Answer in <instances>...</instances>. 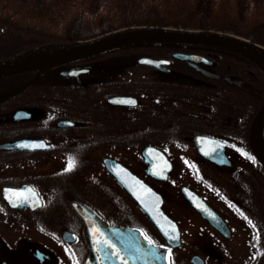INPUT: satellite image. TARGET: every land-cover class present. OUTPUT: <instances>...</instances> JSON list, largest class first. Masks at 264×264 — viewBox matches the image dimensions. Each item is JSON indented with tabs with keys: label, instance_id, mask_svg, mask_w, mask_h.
<instances>
[{
	"label": "flooded vegetation",
	"instance_id": "obj_1",
	"mask_svg": "<svg viewBox=\"0 0 264 264\" xmlns=\"http://www.w3.org/2000/svg\"><path fill=\"white\" fill-rule=\"evenodd\" d=\"M124 47V53L121 49L113 50L118 53L101 51L104 54H88L50 68L0 78V264H85L91 248L73 202L88 207L112 227L139 229L153 245L167 249V264H197L195 257L201 264H264V168L249 147L250 123L242 127L240 114L219 122L217 109L200 94L172 93L164 90L167 84L155 85L175 82L155 80L148 72H175L171 60L153 57L146 51L150 46ZM141 57L166 59L170 64L166 70H158L139 64ZM16 75L22 76L18 83H5ZM188 78L185 83L191 85L201 84L190 79L204 82ZM117 97L130 100L126 104L112 102ZM188 123L199 132L182 137ZM201 127L216 132L203 133ZM195 136L220 141L230 164H217L199 154ZM261 141L264 146V126ZM149 146L170 161L171 170L164 180L158 178L162 165L155 172L157 177L147 173L142 151ZM216 149L219 152L220 146ZM169 150L191 164L194 179L204 187L181 185L180 193L183 186L196 193L222 219L228 236L182 193L184 204L178 210L183 223L165 208L163 190L157 186L165 185L174 169L176 157H171ZM190 150L193 156L188 154ZM126 151L133 166L117 154ZM247 159L257 166L258 175L248 169ZM70 160L75 166L68 170ZM111 161L162 196V210L180 233L178 246L166 244L127 191L125 185L131 191L139 190L138 182L130 176L116 178L106 167ZM96 164L99 172H94ZM13 192L20 197L8 195ZM139 214L146 233L136 225ZM234 222L242 223L247 235L235 236ZM64 233L72 234L73 239L65 240ZM236 244H242L238 253Z\"/></svg>",
	"mask_w": 264,
	"mask_h": 264
},
{
	"label": "trees",
	"instance_id": "obj_2",
	"mask_svg": "<svg viewBox=\"0 0 264 264\" xmlns=\"http://www.w3.org/2000/svg\"><path fill=\"white\" fill-rule=\"evenodd\" d=\"M134 26L218 31L264 46V0H0V58L48 42L85 41ZM141 45L150 46L146 51L153 57L171 60L177 74L211 84L155 82V85L167 84L164 90L172 93L200 94L210 107L217 109L219 122L240 114L241 125L247 128L263 101L258 90L264 89V72L254 61L220 47ZM117 49L126 52L123 45L106 53H118L113 51ZM174 52L207 57L212 62L208 68L221 78L206 79L183 61L172 58ZM193 126L188 123L181 131L182 137L190 138L198 133ZM201 130L210 134L216 132L202 127ZM136 225L146 233L141 224Z\"/></svg>",
	"mask_w": 264,
	"mask_h": 264
},
{
	"label": "water",
	"instance_id": "obj_3",
	"mask_svg": "<svg viewBox=\"0 0 264 264\" xmlns=\"http://www.w3.org/2000/svg\"><path fill=\"white\" fill-rule=\"evenodd\" d=\"M131 43H162L177 47L206 45L230 49L248 56L264 70V67L253 58L255 56L264 62V47L247 39L214 31L134 26L119 29L87 41L70 43L48 42L18 52L0 59V78L21 72L50 68L66 60ZM30 55L32 57L28 58ZM173 57L180 61H186L207 78L217 80L221 78L198 65L199 63L211 64L205 57L183 53H176ZM138 63L152 66L158 70H166V66L170 64L168 60H157L148 57L139 58ZM259 93L264 97V89L259 90ZM128 100H130V97H117L112 99V102L126 104ZM263 118L264 101L253 116L248 132V143L251 153L264 168V150L258 142V130ZM193 141L197 152L205 158L215 161L217 164H230L223 154V144L217 139L207 136H195ZM13 146L15 145H10V147ZM219 146L220 151L217 152L216 147L219 148ZM142 154L147 163V173L157 177L158 175L155 172L162 165L163 170L158 178L166 179L167 174L171 170L170 161L166 156L152 146L144 148ZM106 167L116 178L130 176L135 180L134 182H138L139 190L131 191V187L125 185L127 191L135 198L142 211L165 239L166 244L170 247L178 246L180 233L176 223L162 210V196L146 186L141 179L135 177L121 164L111 161L106 163ZM120 181L123 182L121 179ZM181 193L190 205L198 210L209 223L224 232L226 236L229 235L225 232L226 227L222 219L196 193L186 186L181 188ZM73 206L76 213L84 221L85 236L91 248V255L85 260V264H167V249L150 243L139 229L112 227L83 204L73 202ZM172 228L175 229L174 232L171 231ZM63 236L65 240L73 239L72 234L64 233ZM170 237L173 238L170 239ZM193 260H197V264H201L199 258L195 257Z\"/></svg>",
	"mask_w": 264,
	"mask_h": 264
},
{
	"label": "rangeland",
	"instance_id": "obj_4",
	"mask_svg": "<svg viewBox=\"0 0 264 264\" xmlns=\"http://www.w3.org/2000/svg\"><path fill=\"white\" fill-rule=\"evenodd\" d=\"M150 72L152 75L151 76L153 79L155 80H162L163 78L167 81H175V82H189V78L187 76H182L180 74H177L175 72H170V73H159V72H155V71H148ZM154 74V75H153ZM191 77V76H190ZM22 79V76L16 75L12 78L9 79H5V83L7 85L12 86L15 83H18V81ZM194 81L196 83H199L203 86H210L209 83H205V82H200L194 79H190V81ZM113 151L108 150V153H112ZM233 152V151H232ZM129 152L126 151L124 153H117L121 159H123L124 161H127L128 163H130V158H129ZM170 156L175 158L176 157V162H174V169L169 177V181L165 184V185H160L157 186L159 191L163 190V197L165 200V208L168 210V212L174 216V218H176V220H178L179 222H182V212L179 215V211L178 210L180 208V206L182 204H184V201L182 199L181 193L179 191V187L181 185H186L190 188L193 189H200V188H204L202 185H200L199 183H197V181L194 179L195 176H193L192 174V170L190 168L191 164H188L186 162H184V160H179L176 156V153H174V151L169 150ZM114 154H116V152H114ZM188 154L193 156V154H191V150L188 151ZM232 158L235 159V162H238L237 160V156L235 155V153H231ZM248 164H250L248 166V169H250L251 172L256 173V175H258L257 173L259 172V169L257 168L256 165H254V163L250 160L247 159ZM123 162V161H122ZM131 164V163H130ZM134 164V163H133ZM133 164H131L133 166ZM193 167L194 165L196 166V162L192 163ZM100 165L96 164L94 167V172H99L100 171ZM201 171H198V173ZM139 221L138 224L142 223V216L141 214H139ZM190 219L195 220L194 217H191ZM197 220V219H196ZM197 224L200 225V223L198 222ZM184 225V224H183ZM232 225H234V235L235 236H243L247 235V231L245 230V227H243L244 225L241 223L237 224V223H232ZM241 245L242 244H236L235 246L237 248H235V253H238L241 249ZM209 262V261H208ZM61 264H63L61 262Z\"/></svg>",
	"mask_w": 264,
	"mask_h": 264
},
{
	"label": "snow or ice",
	"instance_id": "obj_5",
	"mask_svg": "<svg viewBox=\"0 0 264 264\" xmlns=\"http://www.w3.org/2000/svg\"><path fill=\"white\" fill-rule=\"evenodd\" d=\"M75 166V162L74 161H72V160H70V162H69V165H68V170H71L73 167ZM30 194H32L33 195V197H34V193L32 192V190L31 189H28L27 190ZM8 195H10V196H16L17 198H19L20 197V194L19 193H8ZM33 202H35V203H37V205H38V201H33ZM13 206H16V204L13 202ZM249 223L251 224V221H249ZM171 231H175V229L174 228H172L171 229ZM171 238H173V237H170V239ZM151 243V242H150ZM74 264H75V262H74Z\"/></svg>",
	"mask_w": 264,
	"mask_h": 264
},
{
	"label": "bare ground",
	"instance_id": "obj_6",
	"mask_svg": "<svg viewBox=\"0 0 264 264\" xmlns=\"http://www.w3.org/2000/svg\"><path fill=\"white\" fill-rule=\"evenodd\" d=\"M30 57H32V56L31 55L28 56V58H30ZM253 58L256 59L264 67V62L261 59L255 57V56H253Z\"/></svg>",
	"mask_w": 264,
	"mask_h": 264
}]
</instances>
